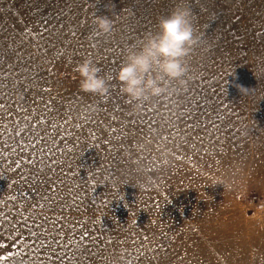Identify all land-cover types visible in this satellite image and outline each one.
<instances>
[{
  "label": "rangeland",
  "instance_id": "obj_1",
  "mask_svg": "<svg viewBox=\"0 0 264 264\" xmlns=\"http://www.w3.org/2000/svg\"><path fill=\"white\" fill-rule=\"evenodd\" d=\"M180 2L0 0V264H264V0H184L197 43L161 98L115 79Z\"/></svg>",
  "mask_w": 264,
  "mask_h": 264
},
{
  "label": "clouds",
  "instance_id": "obj_2",
  "mask_svg": "<svg viewBox=\"0 0 264 264\" xmlns=\"http://www.w3.org/2000/svg\"><path fill=\"white\" fill-rule=\"evenodd\" d=\"M94 23L101 35L113 31L114 25L107 17H97ZM196 43L191 9L181 0L170 14L158 18L155 33L146 36L139 48L127 53L115 77L121 91L139 107L140 102L167 94L168 85L173 81L185 85L189 73L187 57ZM76 71L83 91L100 96L109 93L112 77L100 76V69L92 60H84ZM242 90L243 93L248 92ZM217 184L223 185L225 190L232 189L231 184L220 179L214 181L212 186ZM134 187L142 189L143 179H138Z\"/></svg>",
  "mask_w": 264,
  "mask_h": 264
},
{
  "label": "snow or ice",
  "instance_id": "obj_3",
  "mask_svg": "<svg viewBox=\"0 0 264 264\" xmlns=\"http://www.w3.org/2000/svg\"><path fill=\"white\" fill-rule=\"evenodd\" d=\"M0 87H3V85H0ZM46 91H50V89H45ZM6 105L4 103H0V109L5 108ZM5 127H7V125H5ZM17 167H19V165H17ZM3 201H0V204H2ZM4 214L2 212H0V216H3ZM33 236L36 235L35 232L32 233ZM0 247H3V245H0ZM6 259V257H0V260Z\"/></svg>",
  "mask_w": 264,
  "mask_h": 264
}]
</instances>
